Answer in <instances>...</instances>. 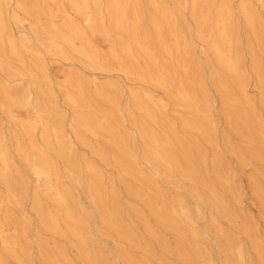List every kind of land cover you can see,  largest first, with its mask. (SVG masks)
I'll return each mask as SVG.
<instances>
[{"label": "bare ground", "instance_id": "bare-ground-1", "mask_svg": "<svg viewBox=\"0 0 264 264\" xmlns=\"http://www.w3.org/2000/svg\"><path fill=\"white\" fill-rule=\"evenodd\" d=\"M253 1L264 14V0ZM8 4L13 5L11 14ZM238 12L247 29L255 96L242 71V37L231 0H0V76L26 79L35 111L33 124L18 120L16 110L26 104L0 81V115L17 129L6 136L0 124V264H33L35 258L41 264H73L63 248L51 250L42 239L30 240L31 220L24 213L29 200L42 230L69 239L85 264H108L100 243L104 235L96 231L100 241L92 238L94 218L139 252V264H168L164 255L179 264H264L259 229L241 206L232 165L223 160L224 154L233 157L239 168L250 165L262 177L264 119L256 110L264 113V15L247 0H240ZM11 23L28 26L29 35L15 40ZM99 42L108 51L100 50ZM197 45L202 64L194 56ZM46 57L116 73L146 88L124 90L113 82L106 93L75 71L56 85ZM209 87L224 106L219 141ZM153 89L171 102L179 114L178 128L189 137L176 134L175 123L166 116L167 102L153 95ZM125 92L128 101L121 105ZM59 95L62 104L72 106L74 141L66 131ZM35 128L39 144L33 139ZM75 145L115 174L104 177L93 160L77 155ZM16 161L42 183L44 197L59 207L61 219L43 207L36 192L30 194ZM138 162L151 171L149 176L136 170ZM125 179L137 185L136 192ZM251 180L264 218V188L255 177ZM159 184L178 196L170 198ZM79 193L89 200L90 211L75 200ZM121 194L144 212L121 203ZM151 221L175 234L174 247ZM133 257L113 253L118 262Z\"/></svg>", "mask_w": 264, "mask_h": 264}, {"label": "rangeland", "instance_id": "rangeland-1", "mask_svg": "<svg viewBox=\"0 0 264 264\" xmlns=\"http://www.w3.org/2000/svg\"><path fill=\"white\" fill-rule=\"evenodd\" d=\"M239 3H240V0H231V8H232L234 19L239 25L238 26L239 34H241V37H242V41L240 43V51L242 52V56H241L242 71L244 72V74L247 78V81L249 82L248 89H249L250 95L255 96L256 93H255V90L253 89V81H254L255 77H254L253 72L251 71V61H250V58L248 56L247 46L245 43V38L247 35V33H246L247 29L243 28L242 16L238 12ZM247 3L249 4L250 7L253 8V10L257 14L264 15L260 6L256 2H254L253 0H247ZM7 9H8L9 14H11V12L13 11V5L8 4ZM9 30H10V33L12 34V36L15 40H18L24 34L29 35L28 26L20 27L18 25H14L13 23H11V24H9ZM98 48L100 50H102L103 52L108 51V45L104 44L103 42L98 43ZM200 49H201L200 46L197 45L194 56H195L196 61L198 63L202 64L203 56L200 53ZM45 64H46V69H47V72L49 74V77L52 79L53 83L56 85H58L59 83H61L64 80L67 73L75 71V72H79L88 82H91L92 88L96 85L97 87H101V89H103L106 93H108V92L110 93V91H111L108 88V83H113V82H117V83L121 84V86L124 90H127V89L136 90V89H140V88H142V89L146 88L144 86L141 87L137 83L129 82L125 78H123L122 76H120L116 73L106 74V73H103L100 71L85 70L77 63L76 64H70L67 62L55 60L51 57H46L45 58ZM261 74H264V67L261 69ZM0 81L3 83V85H4L3 87L10 93V95H14L15 93L20 94L21 98H23V101L26 104L25 105L26 108H23V109L19 108L16 110L17 119L21 120V121L29 122L30 124H33L34 119H35V111L33 109L34 96L32 93V89H31L29 83L27 82V80L24 79L22 81H11V80L7 81L2 76H0ZM92 83H94V84H92ZM208 90H209V94L213 98L212 107L214 110V118L217 120V124H218L217 138L219 141V139L221 137V133L224 129V114H223L224 106H223V103L221 102L222 98H221L220 94L216 90H214L213 88L209 87ZM152 93L156 97L164 99L165 95L161 91L154 90V91H152ZM126 94H127V92H125V96L120 101L121 105H125L128 101ZM164 100H165V102H167L166 99H164ZM167 105H168V107H167V111H166V113H167L166 116L169 120L172 118L170 121L172 123H175V126L177 128L176 134L178 136L189 137L186 132H183L182 130H180L178 128V119H179L178 112L174 109L171 102L168 101ZM59 106H60L61 111H64L66 114L65 127H66L67 134H69V137L73 139V134L71 132L72 131V124H71L72 112H71V108H70L72 106L71 105L67 106L66 104H62V95H59ZM261 110L262 109L258 108V110H256L257 111L256 114L259 116H262L264 119V113H263V110L262 111ZM0 124L4 128V133L7 134L6 136H8V135L12 136V135L16 134L17 129H16L15 123L10 122L7 118H5L2 115H0ZM263 131H264V125H263ZM32 133H33L34 141L37 144H39L40 143L39 129L35 128ZM10 141L13 142L12 140H10ZM10 141H7V142L10 143ZM73 141H74V139H73ZM220 148H222V146H220ZM75 150H76V153L79 157H85V158H88L89 160H93L97 164V166L99 168H101V170L104 174V177H108L111 175L113 176L115 174L113 169L110 170V169L104 168L100 163H98L94 158H92L86 149H84L78 145H75ZM205 155L207 157H209V155H210V152L207 148H205ZM223 160H224V162H226L230 166L232 165L231 167L233 168V170L236 174V177H237L236 182H237V186L239 188L240 199L242 200L241 206L244 208V211L246 212V214L251 219H253L254 222H256L257 227L259 229L260 239L262 240V242L264 244V221H263L264 218L262 217L263 213L261 211L258 199L253 195L252 180H251V177H255L256 181H259V184L264 188V180L262 178L263 174H264V169H262V171H261L262 177L260 178V176L257 173L253 172V168L250 165H247L244 168H239L237 160L233 157L227 156L226 154L223 155ZM16 164L19 167H21L22 170H24V168L21 166V164L18 161H16ZM135 168L141 174H143V175L146 174L145 176H149L151 174V171L148 170V168L146 166L142 165V163L138 162V164H136ZM24 174H25V177H26L28 183L30 184V190H29L30 194H32L33 192H36V194L40 197V199L42 201L43 207L45 209H48V211H50L51 213L55 214L58 219H61V216L59 215V213H60L59 207L56 204H54L50 199L44 197V195L42 193L43 192L42 183L41 182L39 183L36 180V177L34 175H32L31 173H29L28 171L24 170ZM125 181L128 185L133 187V190L135 192L137 191V189H138L137 185L130 183L129 179H125ZM159 185H160L161 189L170 198L174 199L176 196H178L177 192L175 190L171 189L170 187H168L167 185H162V184H159ZM74 196H75V200H77V198H79L80 202L82 203V206L90 211L89 200L86 198V196L84 194L79 193V195H74ZM120 202L123 204L129 203V206L132 207L131 210H133V211L139 212L141 210L142 212H144V209L141 207V205L137 201L126 196L125 194H121ZM188 203H190V205H192V206L194 204V202L191 200H188ZM24 213L31 220V228L28 230L29 231L28 236H29L30 240L32 239L31 241H33L36 237L39 238L40 240L42 239L41 241H43L51 250L53 247L63 248L65 251V254L67 256V259L70 262H72L73 264H85L76 258V251L70 246L69 239L61 238V237L55 236L49 232H44L42 230L36 213H34L32 211V203L30 200L24 204ZM150 225L155 229V231L157 233H161V235H162L161 237L166 242V244L170 246V248L175 246L176 236L173 232H170V231L167 232V231H163V230L159 229L158 225L153 221H151ZM223 227H226V226H224V224H222V228ZM12 231H13V227L10 226L8 234H11ZM96 231H100V233L102 235H104L103 236L104 239L100 243L104 247L105 257L107 258L108 264H139V263H136L137 261L141 260V258L139 257L140 256L139 252L132 250V249H128L127 245L122 240H119L118 238L115 237V235L113 234V231H111V230L107 229L105 226H102L101 224H99V221L94 218L92 238L95 241H100L98 236L95 234ZM137 233L140 235L143 234V226H141L139 224L137 225ZM145 239L148 240L147 238H145ZM148 242H150V241L148 240ZM117 251L128 253L134 257L131 259V262H127V260L130 261L129 258H127V260L124 262H118L117 260H115V258H113V253L117 252ZM33 253L36 255L37 254L36 250H33ZM164 256H165V259L167 258L166 261L168 264H179V262H176L175 258L169 257L167 255H164ZM6 264H18V263L11 261V260H8L6 262ZM33 264H41V261L35 258L33 260Z\"/></svg>", "mask_w": 264, "mask_h": 264}]
</instances>
